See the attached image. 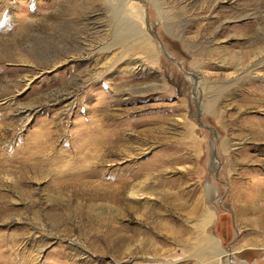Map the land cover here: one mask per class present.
Wrapping results in <instances>:
<instances>
[{"label":"rangeland","instance_id":"rangeland-1","mask_svg":"<svg viewBox=\"0 0 264 264\" xmlns=\"http://www.w3.org/2000/svg\"><path fill=\"white\" fill-rule=\"evenodd\" d=\"M0 264H264V0H0Z\"/></svg>","mask_w":264,"mask_h":264},{"label":"bare ground","instance_id":"bare-ground-1","mask_svg":"<svg viewBox=\"0 0 264 264\" xmlns=\"http://www.w3.org/2000/svg\"><path fill=\"white\" fill-rule=\"evenodd\" d=\"M122 22L128 23L129 21L125 20ZM123 30H126V29H123ZM108 117L109 115L105 113L101 117L100 121L105 120ZM95 121L92 120V123L95 124ZM89 134H90L89 138L79 139L78 143H75V148H76L75 155L72 158H70L69 161L64 162L65 164L63 167L65 169L69 171L75 168L77 171L71 174L73 176H71L70 178H66L68 181H65V183L61 185V188L59 189V191L63 194H65L69 189L75 190L77 194H80V193L82 194L85 188L90 187V186L92 187L94 185L93 182H96V181H93L95 177L94 169L98 166V164L101 161L105 160L103 158L104 156H108L109 153L120 155V154L125 153L123 151L127 152L129 148V145H127L128 143H125V142L118 143L117 141L114 143V139H111V137L113 136L111 135L112 132L102 134L100 133L99 129L95 127L93 128V130L89 131ZM105 136L106 137L109 136L110 138H105ZM102 143L104 145H102ZM33 167L37 168V167H41V165L39 166L36 165ZM84 178L87 180H85ZM131 179L132 178H124V179L121 178L118 181L116 180V182H114L113 184L108 185L109 188L107 190L108 192H110L109 197L115 200L117 199L116 197L121 196L125 190L131 188L133 186ZM93 194L96 195L95 192H93Z\"/></svg>","mask_w":264,"mask_h":264}]
</instances>
